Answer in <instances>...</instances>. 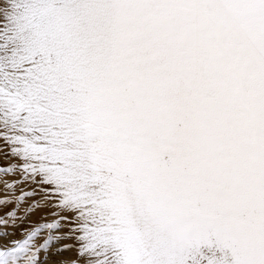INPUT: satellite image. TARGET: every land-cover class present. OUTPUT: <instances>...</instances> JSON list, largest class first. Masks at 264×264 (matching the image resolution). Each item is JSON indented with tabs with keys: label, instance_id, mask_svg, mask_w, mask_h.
Returning a JSON list of instances; mask_svg holds the SVG:
<instances>
[{
	"label": "snow or ice",
	"instance_id": "obj_1",
	"mask_svg": "<svg viewBox=\"0 0 264 264\" xmlns=\"http://www.w3.org/2000/svg\"><path fill=\"white\" fill-rule=\"evenodd\" d=\"M0 153L60 217L0 264H264V0H0Z\"/></svg>",
	"mask_w": 264,
	"mask_h": 264
},
{
	"label": "rangeland",
	"instance_id": "obj_2",
	"mask_svg": "<svg viewBox=\"0 0 264 264\" xmlns=\"http://www.w3.org/2000/svg\"><path fill=\"white\" fill-rule=\"evenodd\" d=\"M16 164L15 159H5L3 154L0 153V169L11 167ZM19 175L0 177V201H10L6 206H0V217L14 218L4 219L3 224L9 225L8 227H0V233H8L7 236L0 235V252L16 251L15 245L22 242L27 235L33 233L41 224H55L60 218L54 216L52 213L55 209L51 208L42 195V192L36 190L34 186L26 183L18 185L14 190L5 188V183H15L20 180ZM10 192V194H5ZM25 192L35 195L31 199H25L21 204L16 203L18 196L24 195ZM39 202V204H38ZM37 205L36 208H32ZM68 224L61 225V231L53 229L51 233L42 232L39 239L35 241L38 249H28V252L36 251V260L38 264H82L78 262L75 251H64L60 254L58 250L65 246H70L74 242L70 239H63L59 243H46L45 238L51 236L63 237L66 236ZM17 264H27L28 255L25 252L17 251L15 257Z\"/></svg>",
	"mask_w": 264,
	"mask_h": 264
}]
</instances>
